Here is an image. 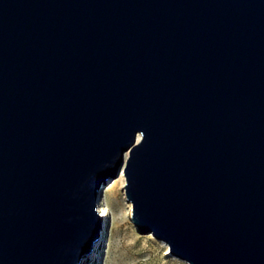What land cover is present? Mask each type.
I'll use <instances>...</instances> for the list:
<instances>
[{"label": "water", "instance_id": "1", "mask_svg": "<svg viewBox=\"0 0 264 264\" xmlns=\"http://www.w3.org/2000/svg\"><path fill=\"white\" fill-rule=\"evenodd\" d=\"M124 161L139 231L264 264V0H0V264H82Z\"/></svg>", "mask_w": 264, "mask_h": 264}, {"label": "rangeland", "instance_id": "2", "mask_svg": "<svg viewBox=\"0 0 264 264\" xmlns=\"http://www.w3.org/2000/svg\"><path fill=\"white\" fill-rule=\"evenodd\" d=\"M112 179L104 183L101 190L108 215L103 217L98 242L85 255L82 264H189L170 253L168 243L152 232L139 231L132 220V203L130 206L125 199L122 182L114 183Z\"/></svg>", "mask_w": 264, "mask_h": 264}, {"label": "bare ground", "instance_id": "3", "mask_svg": "<svg viewBox=\"0 0 264 264\" xmlns=\"http://www.w3.org/2000/svg\"><path fill=\"white\" fill-rule=\"evenodd\" d=\"M129 154H130V150L127 149L125 151V159L129 156ZM112 180H114V183H116L118 180H120L122 182L124 190H125V192H124L125 199L131 206L132 202L128 199L127 194H126V188H125V184H126L125 183V181H126V177H125V161L123 163V166H122L119 174L116 176V179L114 177V179H112ZM100 211H101V214L103 215V217H106L108 215L106 201H105V198L103 196L100 197Z\"/></svg>", "mask_w": 264, "mask_h": 264}]
</instances>
